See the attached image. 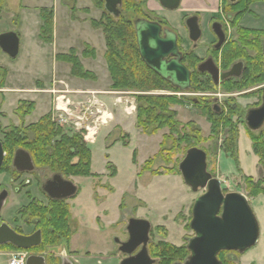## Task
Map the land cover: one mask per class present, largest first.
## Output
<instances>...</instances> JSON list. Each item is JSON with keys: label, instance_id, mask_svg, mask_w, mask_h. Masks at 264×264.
I'll list each match as a JSON object with an SVG mask.
<instances>
[{"label": "rangeland", "instance_id": "obj_1", "mask_svg": "<svg viewBox=\"0 0 264 264\" xmlns=\"http://www.w3.org/2000/svg\"><path fill=\"white\" fill-rule=\"evenodd\" d=\"M78 1V6L81 7L90 2V0ZM145 1V9L149 3L154 6L156 15L167 19V25H173L182 35L183 47L190 48L192 45L188 41L187 32L178 21L175 22V17H179L177 15L180 11H167L156 0ZM189 1L192 0H183L180 8ZM18 2L19 0H5L4 10L14 9V4ZM260 3L252 6L255 9V14L260 19L259 27H263L264 2ZM121 11L128 17L132 16L134 21L143 15L145 16V14L134 15L131 10L127 11L125 6L121 7ZM174 12L178 13L175 14ZM69 17L70 12L68 9L62 4L58 5L54 47L60 52H65L69 45L75 46L76 43L84 47L83 39H85L94 44L98 56L96 59L83 58L84 65L89 68L97 60L102 59L105 62V43L102 31L99 30L101 37L98 42L94 41L93 36L89 35L91 30H94L90 25L84 26V29L78 35H72L69 31V25L71 24ZM11 19V16L3 15L0 21V34L16 30ZM245 22L250 23L252 26L256 25L254 24L256 21L252 18L247 19ZM50 48L52 49V47ZM0 54L7 58L5 63L13 74L10 81L12 85L18 84L31 87L35 86L38 78H43L46 81L51 78V64L48 70V64L44 61V53H39L36 48H32L31 53L26 56L24 47H22L18 59L11 58L3 53L1 48ZM63 66L68 68L70 65L64 64ZM58 68H62L59 63L54 65L55 72H58ZM96 68L99 72H102L101 69L103 71L106 69V73H100V77L101 75L103 77V79L100 78L102 83H97V86L94 85L101 89L100 92L91 91L87 87H80L67 82H54L53 84L52 81L47 98L45 97L46 94L32 95L35 99L37 97L41 98L37 100L39 107L35 109L34 117L44 115L47 110L51 111L53 121L62 126L64 132L69 136L81 133L82 138L92 152V172L97 176H69V180L77 186L78 193L66 201L70 209L72 232L75 234L72 237L71 248L77 249L75 256L79 261L83 263L82 257L86 255L92 258L89 264H97L98 259L101 260L102 264H115L111 263L109 258L116 253L123 258L124 254L119 251L116 239H119V241L128 239L127 224L131 217L143 218L151 223V241L165 240L177 246L187 244L188 240L194 235L192 229L186 228V224L192 216L191 208L194 200L205 189L193 192L185 184L181 173L177 172V168L185 157L187 150L191 146H197L207 153L208 171L221 180L223 190L240 192L248 198L260 225V237L255 246L244 252V254L229 252L225 257H230L236 260L237 263L243 254V261L246 258H252L251 261L256 260L253 261L255 264H264V194L251 195L244 179L245 175L254 177V180H259L262 177L258 156L252 149L249 133L252 130L244 122L247 111L256 106L258 101V96L252 93L253 84L250 87L240 89L238 85L241 82H232L223 86L213 85L214 88L207 91L188 90L186 92L171 89L146 92L112 90L107 67L105 68L103 63H100ZM70 77L86 84L95 82L79 79L71 74ZM105 80L106 84H104ZM230 85L233 87L228 89ZM260 86L264 87V82L260 83ZM140 94L172 95L183 100L184 104L173 105L171 108L177 111V119L180 122L193 123V126H186V131L192 135L191 142L178 141L176 143L174 139L178 138L177 135L164 141L165 135L170 132L168 128L161 129L153 135L144 134L136 125L137 96ZM194 99L198 100V104L194 102ZM202 103L209 104L205 107L210 109L211 114H214L213 117H221L222 124L227 123V127H224L225 125L221 126L219 133L216 135L211 134V122L207 112L202 108L204 106ZM218 106H225V109L222 107L223 110L217 112L216 107ZM8 112L6 115L0 113L1 141L6 139L8 130H20L22 136L32 135L31 130L28 129L29 125L24 122L18 123L19 118L14 114L11 115L12 111ZM85 127H89V130ZM262 127L264 128V125ZM236 128L238 130L236 142L238 147L237 162L224 148L226 140L231 136V129ZM262 129L252 131V133L258 135L262 132ZM125 142L128 145H125ZM135 150L137 151L136 164L132 160ZM8 154L10 155V153ZM151 158H153L151 169L143 171L139 175L145 162ZM73 161H77V158H74ZM109 163L116 167L117 174L114 177L110 176L113 168L109 167ZM6 167L7 165L2 168V172L6 171ZM170 169H173V171L168 172ZM153 170H158L163 174H153ZM0 183H3V186H8V178L5 174L0 175ZM24 198L25 191L20 193L11 191L8 203L2 210L1 218L11 221L21 207ZM157 226H165L166 236L164 230L156 231ZM104 247L109 248L110 251L103 254L92 253ZM13 253L0 249V256H3L0 264H7L6 260L9 261ZM45 255L48 264L60 263L58 255L48 252Z\"/></svg>", "mask_w": 264, "mask_h": 264}, {"label": "trees", "instance_id": "obj_2", "mask_svg": "<svg viewBox=\"0 0 264 264\" xmlns=\"http://www.w3.org/2000/svg\"><path fill=\"white\" fill-rule=\"evenodd\" d=\"M70 6L72 18L77 19V12L79 8L76 5V0H65ZM95 4L103 9L102 16L99 20L92 19L91 24L94 28L102 29L105 36L106 42V52L105 59L112 79V90H135V91H154L160 89H171L179 90L173 87L169 82L161 78L157 73L148 68L144 61L142 60L138 44L136 40V32L134 27V19L132 16H126L120 13L119 16H113L108 13L104 8V0H93ZM264 2V0H237L235 3L227 4L224 0V6L230 8L232 11H241V15L248 11L252 5L255 3ZM4 0H0V8L3 7ZM127 11L131 10V13L135 14H146L147 8L145 0H124L123 5ZM83 11L88 12V8H83ZM239 15V16H241ZM144 16V15H143ZM42 26L40 31V38L46 43H52L54 40V9L53 8H42L41 9ZM260 46V45H259ZM236 47L235 50H237ZM233 49H228L227 55L230 52H235ZM83 55L86 57H95L96 50L90 45L86 46L83 51ZM232 57V58H231ZM227 64L235 59V55H232ZM56 58L61 61H66L72 65V74L74 76L85 78V79H96V75L83 66L77 55L76 49L72 48L67 54H57ZM260 68V67H259ZM198 74L197 70L193 74V89L195 91H207L213 87V83L209 80H205L196 77ZM7 76V70L0 66V85L5 84V79ZM264 79V78H263ZM262 79V80H263ZM261 81V80H260ZM254 81L251 78L250 71L246 74L238 88L243 89L250 87ZM233 86H228L231 89ZM198 100L194 99V102L198 104ZM182 105L184 101L177 96L172 95H155V94H140L137 96V107H136V125L139 127L144 134L153 135L164 128L169 129V134L165 135L164 141L168 140L170 137L177 135L174 141H186L188 143L192 140V135L186 131V126H193L192 122L182 123L177 119L178 113L171 107L173 105ZM203 110L207 112L209 116V121L211 122V134L216 135L219 133L221 126L227 127V123L222 124L221 117H213L209 108L202 103ZM34 107L33 103L23 104L18 109V113L21 116H25ZM229 121V118H228ZM235 128V127H231ZM263 128V127H262ZM261 128V129H262ZM31 130L32 135L37 136L34 141L36 145L33 149L35 151L36 159L43 165L50 164L56 170L63 172L66 176H97L92 172V152L87 146L85 140L82 138L81 133L73 134L74 137L67 135L62 126L56 124L52 118V112L45 115L39 122L31 124L28 127ZM260 129V130H261ZM20 130H8L6 136H8L7 143L14 144L13 136L20 135ZM252 149L254 153L259 157L260 173L262 174L261 179L254 180V177L245 175V182L249 192L253 196H258L264 194V128L262 132L258 135L249 132ZM56 137H61L57 141L56 147L53 149L52 154H49V150L45 147V144H51L53 139ZM199 137V136H198ZM238 130L231 129V136L226 140L225 151L232 155L234 161H238ZM165 143V142H164ZM163 143V144H164ZM17 144H25L18 142ZM232 146H230V145ZM125 145L128 143L125 142ZM192 147V146H191ZM5 150H13L9 148L7 144L5 145ZM77 158V161H73ZM148 159L139 175L143 171L151 169V164L153 162ZM169 159V158H168ZM167 159V160H168ZM133 163H137V151L133 153ZM109 167H112L111 177L116 176L117 170L113 164L109 163ZM173 169L168 170L172 172ZM177 172L179 168H177ZM153 174L162 175L163 173L158 170H153ZM215 177V175L213 174ZM225 193L226 190H223ZM193 206V205H192ZM192 214V208H191ZM32 215L39 217L41 221V227L44 235L45 244L49 245L52 243H63L67 247L70 245L71 238L73 237V232L70 224V209L66 201H62L53 204L51 208L44 207H34ZM186 224V228L191 229L190 221ZM164 230L166 236L165 226H157L156 231ZM151 234V233H150ZM153 234V232H152ZM57 236V237H55ZM19 249V248H15ZM149 253L152 258L156 259L155 264H174L175 262L184 261L188 255L189 251L187 249V244L177 246L169 241H150L148 245ZM233 251H222L219 254V259L222 264H237L236 260L232 258H226V254ZM237 253V252H235Z\"/></svg>", "mask_w": 264, "mask_h": 264}, {"label": "water", "instance_id": "obj_3", "mask_svg": "<svg viewBox=\"0 0 264 264\" xmlns=\"http://www.w3.org/2000/svg\"><path fill=\"white\" fill-rule=\"evenodd\" d=\"M124 0H104L105 10L113 16H119ZM169 9L176 10L182 0H158ZM237 0H230L235 3ZM190 21V20H189ZM136 40L140 56L146 66L157 73L181 92L191 89V71L181 62L182 53L179 50L177 33L171 29H162L158 21L137 18L134 22ZM191 38L198 41L201 28L197 22L189 24ZM223 42V39L221 43ZM0 48L11 58L20 53V37L14 31L0 34ZM170 57V59H168ZM207 67V68H206ZM211 69L210 62L203 63L199 70ZM217 82V69H211ZM233 71L222 75L229 77ZM247 125L250 130L257 131L264 125V100L261 107L248 112ZM5 159V150L0 140V170ZM14 165L19 170L32 167L30 155L24 150H18ZM179 171L187 186L193 192L200 189V194L192 206L190 227L194 235L188 240L189 256L183 262L174 264H222L219 254L222 251L244 253L255 246L260 237V225L250 205L248 198L240 192H224L222 182L208 171L207 153L197 147L187 150L180 162ZM67 193L63 197L75 194L76 185L65 181ZM7 191L0 193V212L5 204ZM151 223L143 218L131 217L127 224L128 239L116 242L119 251L125 255L120 264H155L156 259L149 253L151 241ZM41 233L25 236L16 233L6 223L0 226V245L12 243L20 249L27 250L40 242ZM26 264H47L45 255L30 254ZM61 264H74L67 254H63Z\"/></svg>", "mask_w": 264, "mask_h": 264}, {"label": "flooded vegetation", "instance_id": "obj_4", "mask_svg": "<svg viewBox=\"0 0 264 264\" xmlns=\"http://www.w3.org/2000/svg\"><path fill=\"white\" fill-rule=\"evenodd\" d=\"M226 1L227 4H232L230 0ZM160 6L167 11H174L163 7L161 4ZM146 10L148 13L141 18L158 21L163 30L168 28L177 33L178 46L182 53L181 62L191 71L192 87L190 90L193 89V74L195 70L198 72L196 77L209 80L215 86H223L226 83L232 82L240 83L250 71L251 78L254 81L252 93L258 96V101L256 106L250 108L245 115L244 122L247 124L248 112L261 107L264 100V87L260 86V83L264 82V26L262 25L263 27H259L260 19L255 14L254 10L250 8L241 15L240 10L232 11L230 8L225 7L224 0H221V5L215 11L187 12L184 11L182 7H179L175 10L180 11L177 15L179 17L175 18V21H178L187 32L188 41H190V44L192 45V48L190 47L188 49L183 47V37L178 30L174 28L173 25H167V19L157 16L154 10H149L148 8ZM249 18L256 21V23H254L256 24L255 26L245 22ZM195 22H197L201 28V36L198 41L192 40L189 29V24ZM222 39L223 42L221 43ZM236 47H238L237 50H235ZM228 49H233L235 52H230V55L228 56L226 54ZM232 55L236 56L235 59H233L230 64H227ZM168 59H170V57ZM207 62H210L211 69H217V82H215L213 78L211 69L199 70V66ZM229 71H233V73L229 77L222 78V75ZM260 79H263V81L261 82ZM222 107L225 109V106H218L216 107V111H222ZM60 138L61 137H56L51 144H45V147L49 150V154H52V151L56 147L57 141H59ZM7 139L8 136L2 141L3 147L7 144ZM13 139L15 140L14 144H7L9 148L13 147V150L10 152L4 148L5 159L0 170V175L5 174L6 178H8L9 186H3V183H0V193L7 191V198L3 208L8 203L11 191H14L15 193L25 191V198L11 221H6L1 218L2 208L0 212V226L3 223H6L16 233L25 236H30L40 231L41 239L37 245H34L27 250L20 248L15 249L18 247L12 243L2 244L0 245V249L10 252H26L28 254L42 255H45L46 252H48L61 256V254L70 246L67 247L63 243L45 244L41 227L42 223L38 219L39 217L32 215V211L34 207L51 208L53 204L67 201L76 196L78 188L76 186L77 190L72 196L63 197L67 193L65 181L69 180V176L54 169L48 163L45 165L41 164L36 159L35 151L33 149L36 146L34 141L37 139V136L15 135L13 136ZM18 142L25 144H17ZM21 149L26 151L31 157L32 167L30 169L19 170L14 165L15 155L17 151ZM8 153H10V155ZM5 165H7L6 171L2 172V168ZM119 248L120 245L118 244V249Z\"/></svg>", "mask_w": 264, "mask_h": 264}, {"label": "crops", "instance_id": "obj_5", "mask_svg": "<svg viewBox=\"0 0 264 264\" xmlns=\"http://www.w3.org/2000/svg\"><path fill=\"white\" fill-rule=\"evenodd\" d=\"M4 2H5V0H4ZM56 3H57V5H56ZM182 3H183V1H182ZM60 4H62L64 7H66L68 9V11L70 12L69 19L71 21V24L69 25V27H70L69 31L71 32L72 35L73 34L78 35L84 29V26L90 25V27H92L94 30H91L89 35L93 36L94 41H96V42L100 41L101 36L99 34L100 33L99 30L102 31V29L94 28L91 24V20L92 19L99 20L102 16L103 9L99 8L93 0H90V2L87 5L82 6V7L78 6L79 1L76 0V5L79 8V11L77 12V19L72 18L70 6L68 5L67 1H65V0H19L18 3L14 4L15 8L12 10L7 9V11H5L4 6L2 8H0V21L2 20L3 15H8V16L12 17V19H11L12 24H13L14 28H16V30L14 32H16L18 34V36L20 37V52L22 50V47H24V54L27 56V55H29V53H31L32 48H36L39 53H41V54L44 53V61L46 62V64H48V70H49V65L51 64L50 65L51 78L48 81H46L43 78H41V79L38 78L35 82V86L24 87V86H20L18 84L12 85L10 81L13 78V74L11 72V69L5 63L7 58H5L4 56H1L2 54H0V66L7 70V76L5 79V84L3 86L0 85V113H2L3 115H6L7 113H9L8 111H12L11 115L14 114L19 118V121L15 118V120L18 121V123L24 122L26 125L35 124V123L39 122L45 115H47L48 113L51 112V111L47 110V112L44 115L34 117V113H35L34 111H35V109H37L39 107L37 100H39L41 98L37 97V99H35L32 95H34V94L45 95L46 94L45 97L47 98V95L49 94L48 91L50 89V86H52V81H53V84H54V82H58V83L59 82H63V83L67 82L69 84H74V85H77L80 87H87L91 91L100 92L101 89L99 87H96V86H97V83L101 82L100 78L103 79L102 75L100 77V73H103V72L106 73V69H104V71H103V69H101L102 72H99L97 70L98 68H96V67H98V64L103 63L105 68L107 67V70H108V73L110 76V72H109L107 62L105 59L106 42H105V36L103 34V31H102V34H103L104 43H105V51H104L105 62L102 59L97 60V61L93 62V64L89 68L84 65L83 58L84 59H96L98 56V51H97L96 47L94 46V44H91V42L83 39L84 47H82V45H79L78 43H76L78 46L77 45H75V46L69 45V47H67L68 48L67 51H65V52H60V51H58L57 48L54 47L55 41H56V13H57V6ZM257 4L259 5L261 3H255L254 5H257ZM220 5H221V0H192V1L187 2V4H185V6H182V8L184 9V11H187V12L188 11L189 12H191V11L208 12V11L217 10V8ZM42 8H53L54 9V40L52 43H46L40 38V31H41V26L43 23L42 18H41V9ZM83 8H88V12L83 11ZM147 8L149 10H154V11L156 10V8L152 5H150V3L148 4ZM251 8L253 10H255L253 6H251ZM176 13H178V12H176ZM79 43H80V41H79ZM87 45H90L92 48H95V50H96V56L95 57H86L83 55V51L86 49ZM50 47H52V49ZM72 48L76 49L77 55L79 56L80 61L82 62L85 69L92 71L96 75V79H85V78H80V77L74 76L72 74L71 63L66 62V61H61V60H58L56 58L57 54H67V53H69V51ZM19 55H20V53H19ZM18 56L16 57V59H18ZM50 56H52L51 59H50ZM9 63H11V62H9ZM57 63H59V65L61 64L62 68H60V69L58 68V72H55L54 65ZM11 64L14 65L13 63H11ZM64 64H69L70 66H68V68H65V66H63ZM101 67H103V66H101ZM70 74L73 77H76L79 79L91 80V81H95V82L92 84L82 83L81 81H77V80L71 78ZM60 75H62V76H60ZM98 79H99V81H98ZM109 80L111 83L110 84V88H111V85H112L111 76H110ZM104 84H106V80H105ZM94 85H96V86H94ZM56 86H59V85H56ZM25 103L26 104L33 103L34 107L25 116H21L18 113V109L20 108L21 105H23ZM258 161H259V157H258ZM72 239L73 238H71V242H72ZM71 242L69 245L70 247L67 248V250L61 254V256H59L60 257V263L59 264L62 263L63 254H67V257L70 258V260H72L74 264H89L90 260L92 259L91 256H87V255L83 256L82 257L83 263H81V261H79V259L75 256L77 249L71 248V244H72ZM109 251H110L109 248L104 247V248L97 249V251H94V252L91 251V252L96 253V254H98V253L103 254V253H108ZM91 252H89V254H91ZM243 254L241 255L239 262H237V264H255L254 262L256 260H253L254 261L253 262V261H251L252 258L251 259L246 258L245 261H243L244 260ZM2 259H3V256L1 255L0 260H2ZM121 259L122 258L120 257V255H117V253L112 254L109 258L111 263H115V264H120ZM6 262L8 264L7 260H6ZM47 264H48V262H47ZM97 264H102L100 259L97 260Z\"/></svg>", "mask_w": 264, "mask_h": 264}, {"label": "built area", "instance_id": "obj_6", "mask_svg": "<svg viewBox=\"0 0 264 264\" xmlns=\"http://www.w3.org/2000/svg\"><path fill=\"white\" fill-rule=\"evenodd\" d=\"M89 130V127H85ZM28 253L26 252H14L8 264H25Z\"/></svg>", "mask_w": 264, "mask_h": 264}, {"label": "bare ground", "instance_id": "obj_7", "mask_svg": "<svg viewBox=\"0 0 264 264\" xmlns=\"http://www.w3.org/2000/svg\"><path fill=\"white\" fill-rule=\"evenodd\" d=\"M61 99V98H60ZM61 102V101H60Z\"/></svg>", "mask_w": 264, "mask_h": 264}]
</instances>
